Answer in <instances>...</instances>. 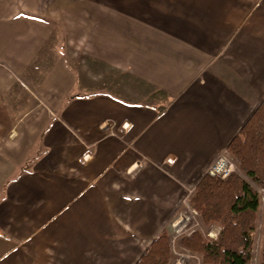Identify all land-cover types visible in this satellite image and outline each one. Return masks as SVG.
Here are the masks:
<instances>
[{
    "label": "crops",
    "instance_id": "0c3cea01",
    "mask_svg": "<svg viewBox=\"0 0 264 264\" xmlns=\"http://www.w3.org/2000/svg\"><path fill=\"white\" fill-rule=\"evenodd\" d=\"M49 5L2 34L0 264H135L264 101V0Z\"/></svg>",
    "mask_w": 264,
    "mask_h": 264
},
{
    "label": "trees",
    "instance_id": "16d2710c",
    "mask_svg": "<svg viewBox=\"0 0 264 264\" xmlns=\"http://www.w3.org/2000/svg\"><path fill=\"white\" fill-rule=\"evenodd\" d=\"M226 153L242 174L264 188V101L228 144ZM261 200L262 194L240 173L231 172L225 178L206 173L189 205L202 224L215 222L221 229L216 238L196 229L183 235L179 244L196 254L201 264H248ZM170 258V236L164 229L135 264H169Z\"/></svg>",
    "mask_w": 264,
    "mask_h": 264
},
{
    "label": "rangeland",
    "instance_id": "374dc122",
    "mask_svg": "<svg viewBox=\"0 0 264 264\" xmlns=\"http://www.w3.org/2000/svg\"><path fill=\"white\" fill-rule=\"evenodd\" d=\"M50 1L52 2L55 0H0V42H3L6 45V48L0 47L1 50L6 49V51H8L11 48L15 49L13 46H8L11 44L13 39L11 40L8 36L6 37L2 35L5 34V32L16 31V29H12L13 27L11 21L21 17H41L48 19ZM55 17L61 18L62 21L65 19V16L60 15L59 13H57ZM12 38H14V36H12ZM20 38L23 37L20 36ZM15 43L16 42L14 41L13 44ZM223 154L229 159L230 162L233 163V172L240 173L256 190H258V192L262 194L261 205L256 218L252 256L248 263L260 264L264 258V188L253 181L250 177L242 174L234 160L226 152ZM182 215L185 216V219L181 218ZM168 229L166 230L170 236L171 246V258L169 264H185L188 262L193 264H201V261L196 254L190 253L181 244H179V239L185 234H191L196 229L202 230L209 237L216 238L221 227L215 222L209 223L207 225L202 224L196 212H194L190 205L187 204L184 208H182L181 214L177 216L172 222H170Z\"/></svg>",
    "mask_w": 264,
    "mask_h": 264
},
{
    "label": "built area",
    "instance_id": "2783aa9c",
    "mask_svg": "<svg viewBox=\"0 0 264 264\" xmlns=\"http://www.w3.org/2000/svg\"><path fill=\"white\" fill-rule=\"evenodd\" d=\"M233 170H234L233 163L230 162L229 159L224 154H221L217 158V160H215V162L211 164L207 173L210 175H216V176L225 178L231 172H233ZM181 218L185 219V216L182 215Z\"/></svg>",
    "mask_w": 264,
    "mask_h": 264
}]
</instances>
